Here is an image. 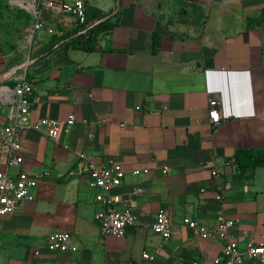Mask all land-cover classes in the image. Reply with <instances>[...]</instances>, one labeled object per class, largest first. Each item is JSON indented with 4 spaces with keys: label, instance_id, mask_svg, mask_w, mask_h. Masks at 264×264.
<instances>
[{
    "label": "crops",
    "instance_id": "obj_1",
    "mask_svg": "<svg viewBox=\"0 0 264 264\" xmlns=\"http://www.w3.org/2000/svg\"><path fill=\"white\" fill-rule=\"evenodd\" d=\"M84 2L89 26L118 23L95 51L60 45L40 59L54 37L80 27L67 12L44 11L46 29L33 32L24 63L0 68V127L9 124L5 93L23 80L34 86L32 121L76 119L56 140L24 133V162L12 173L36 176L38 185L33 202L0 218V264H214L222 244L182 221L214 227L221 213L237 222L241 252L264 243V168L243 175L232 162L240 150L264 151V23L249 27L264 0ZM212 100L221 103L216 128ZM82 154L115 159L127 172L150 170L113 190L120 209L131 205L141 220L122 239L101 235L103 207ZM161 208L174 225L168 241L152 229ZM56 232L72 233L75 248L50 251Z\"/></svg>",
    "mask_w": 264,
    "mask_h": 264
},
{
    "label": "built area",
    "instance_id": "obj_2",
    "mask_svg": "<svg viewBox=\"0 0 264 264\" xmlns=\"http://www.w3.org/2000/svg\"><path fill=\"white\" fill-rule=\"evenodd\" d=\"M21 9L27 10L36 20L33 32L46 29L41 21L44 11L67 12L73 16L80 26L88 25V14L84 0H11ZM53 34V29H47ZM34 86L23 80L14 89L5 93V104L11 105L9 124L0 127V218L14 214L18 208L26 202L35 200L34 189L37 187V177L26 172L13 174L12 170L21 167L24 162L21 156L23 151L22 140L27 131L36 132L44 137L56 140L65 132L70 133L76 122L75 117L62 122L56 119L43 118L31 120ZM209 121L213 127H219L222 123L221 103L212 100L209 103ZM80 159L88 166V185L96 191V202L103 210L96 215L101 235L104 238L113 237L122 239L131 228L140 225V216L131 205L120 209L123 202L120 195L113 194V190L123 185L130 174L132 177L148 176L149 169L133 170L127 172L122 163L115 159L96 162L86 154L80 155ZM170 173V169H166ZM135 195L144 194L142 188L135 190ZM217 200L223 202V197ZM182 225L195 235L215 240L222 244V253L216 258L214 264H264V243L250 242L247 250L239 249L238 235L235 232L237 222L221 213L218 223L209 227L198 220L185 218ZM173 223L166 208H161L155 215L152 226L153 232L163 240H171L174 236ZM47 248L52 252L67 253L72 251L73 234L69 232H56L49 237ZM143 260L153 262L154 256L143 254Z\"/></svg>",
    "mask_w": 264,
    "mask_h": 264
},
{
    "label": "rangeland",
    "instance_id": "obj_3",
    "mask_svg": "<svg viewBox=\"0 0 264 264\" xmlns=\"http://www.w3.org/2000/svg\"><path fill=\"white\" fill-rule=\"evenodd\" d=\"M35 24L36 20L27 10L11 3V0H0V68L5 65L10 69L24 63V56L31 47L29 44L33 39ZM9 106L7 113L11 110Z\"/></svg>",
    "mask_w": 264,
    "mask_h": 264
},
{
    "label": "trees",
    "instance_id": "obj_4",
    "mask_svg": "<svg viewBox=\"0 0 264 264\" xmlns=\"http://www.w3.org/2000/svg\"><path fill=\"white\" fill-rule=\"evenodd\" d=\"M262 23H264V11L258 19L249 20V27L253 28ZM117 24L111 23L110 20L100 21L90 26H80L74 33L62 37H54L51 43L41 52L40 59L51 56L55 48L60 45H63L64 48L73 46L87 52H93L96 49L100 37L110 32ZM157 47H155L154 51H156ZM232 162L239 167L240 173L243 175L248 172H253L258 168H264V151L240 150L236 153Z\"/></svg>",
    "mask_w": 264,
    "mask_h": 264
}]
</instances>
